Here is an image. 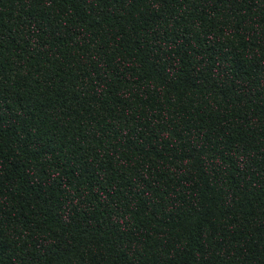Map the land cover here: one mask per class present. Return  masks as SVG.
<instances>
[{"label":"trees","instance_id":"16d2710c","mask_svg":"<svg viewBox=\"0 0 264 264\" xmlns=\"http://www.w3.org/2000/svg\"><path fill=\"white\" fill-rule=\"evenodd\" d=\"M0 264H264V0H0Z\"/></svg>","mask_w":264,"mask_h":264}]
</instances>
